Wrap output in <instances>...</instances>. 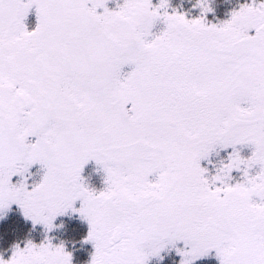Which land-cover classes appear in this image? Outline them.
I'll return each mask as SVG.
<instances>
[{
    "label": "snow or ice",
    "instance_id": "1",
    "mask_svg": "<svg viewBox=\"0 0 264 264\" xmlns=\"http://www.w3.org/2000/svg\"><path fill=\"white\" fill-rule=\"evenodd\" d=\"M107 2L0 0V209L15 204L46 231L78 212L90 264H147L178 241L180 264L210 250L219 264H264V0L208 26L167 0ZM218 148L232 151L208 177L200 162ZM89 161L105 174L99 192L82 183ZM34 164L38 184L10 182ZM0 264L71 254L46 239Z\"/></svg>",
    "mask_w": 264,
    "mask_h": 264
},
{
    "label": "rangeland",
    "instance_id": "2",
    "mask_svg": "<svg viewBox=\"0 0 264 264\" xmlns=\"http://www.w3.org/2000/svg\"><path fill=\"white\" fill-rule=\"evenodd\" d=\"M181 1L182 0H167V4H168L167 11L169 13H171L172 10L174 8H176V4L177 3L179 4ZM190 1H192V0H190ZM193 1H195L197 4V0H193ZM210 1H212V0H206L207 6L210 8L209 13L211 11H213L214 9H220L219 10L220 13L219 14H216V13L212 14V16H211L212 18L209 20V22L208 21L206 22V20L204 19L206 26H208V25H219V24L223 23L224 21L230 19L231 12L234 10H238L239 6L241 4L246 3V2L240 3L239 0H219L220 5L215 6V4L211 5ZM215 1H217V0H215ZM151 2L153 5H155L158 3V0H151ZM121 3H123V0H108L106 7L109 8V10H116L117 5L121 4ZM248 3H252V0H250ZM88 6L90 7L91 5L89 4ZM193 10H194V7L191 6V8L189 10L190 14H187V16H185L186 19H196L202 15L201 14L200 16H195L194 13L192 12ZM219 11H217V12H219ZM97 12L98 13L102 12V9H97ZM176 12L177 13H183L184 15H186L185 9L181 10V12L176 10ZM186 13H187V11H186ZM31 17H32V21L30 22V24H31L32 28H30V30H28V27H27L28 21ZM203 18H204V16H203ZM23 22L25 24V28L27 31H32L35 29L37 20H36L34 7L29 10L28 15L26 16V18ZM163 27H164V25L162 22H157L151 31L153 32V34H158L159 31L163 30ZM253 31L254 30H250V34H253ZM149 39H151V37H149ZM131 70H132V66H130V65L123 66L121 69V75H124L127 72H130ZM29 140L32 141V140H34V138H29ZM236 149L239 151L241 156L244 158H247V156H249L251 153V148L249 146L237 145ZM231 151H232L231 148H228V149H219L218 148L214 152L209 154V157L207 160H201V162H200L201 167L207 168V170H208L207 176L208 177L215 174L216 168L219 167L221 161H226L227 156ZM43 172H44V170L41 168L40 165L34 164V165L29 167L28 172L25 173L23 175V177L13 176L11 178L10 182L15 184V183L23 180L26 187L30 189L32 186H34L35 184H38L40 182V180L42 179V176H43ZM80 175H81L83 185L86 186L89 190L99 192V191L103 190V188L105 187V184H104L105 174H104L102 168L99 165H97L94 161H89L88 164H86L83 167ZM231 176H232V180L229 181V183H235L241 179V173L237 172L235 170L231 173ZM150 179H151V177H150ZM13 206L16 207L17 205L11 204L6 209H0V214H2V215L7 214L9 212L10 208ZM17 207L19 208V206H17ZM79 207H80V202L78 200L73 202V208L74 209H78ZM20 212H21V216L28 223H30L31 227L33 228L30 231V233H29L30 236L26 239L25 244L27 242H31L33 244L39 245L40 243L44 242L46 239L49 242H51L53 245H60V244L64 243L63 239L66 237H64V238L62 237L63 239L61 240V239L56 238V236L59 234L54 233V231L57 229V228L55 229V227L59 226L57 223L63 222V221H65L67 224L59 226L60 232H63L64 228H66L68 226V224H71V223L80 224L81 223L85 226V238L87 237V232H88L87 221L82 219L78 212L72 211L71 209L66 210L63 215H57L53 219V228L50 231H46L44 229L43 225H41V224L33 225L32 221L30 219H26L23 216L21 209H20ZM65 225H66V227H65ZM62 235L65 236V234H62ZM84 242H85V240H84ZM85 243H86L87 247L89 248L90 257L87 260V262L84 264H90L91 254L94 251V249H93L92 244L90 242H85ZM24 245L19 246V247L22 248V247H24ZM63 247H64L65 251L69 252L67 250V248H65V246H63ZM182 247H184L183 242H179V241L176 243L175 246L167 245L165 247V249L160 252L158 257H155V256L149 257L147 260V264H180L181 257L177 254L176 249L182 248ZM13 248L14 247H12L11 251L8 253L7 256H2V257H0V259L8 260L12 254ZM71 264H73L72 255H71ZM193 264H219V261L215 255V250H210L206 256L194 260Z\"/></svg>",
    "mask_w": 264,
    "mask_h": 264
},
{
    "label": "trees",
    "instance_id": "3",
    "mask_svg": "<svg viewBox=\"0 0 264 264\" xmlns=\"http://www.w3.org/2000/svg\"><path fill=\"white\" fill-rule=\"evenodd\" d=\"M250 0H239L240 3L246 2L248 3ZM211 5L219 6L220 1L212 0L210 1ZM259 2V0H257ZM196 5L195 1L190 0H182L179 4H176L175 10H178L181 12V10L185 9V16L187 14H190L189 10L191 6L194 7V10L192 11L195 16H200L201 9ZM188 9V10H187ZM220 9H214L213 11L203 13L204 16L203 19L206 20V22L212 18V14L216 13L219 14ZM187 11V13H186ZM219 11V12H217ZM220 17V16H219ZM29 19V18H28ZM32 21V17L28 21V30H30ZM72 221V220H71ZM59 226L67 224L65 221L57 223ZM59 226L55 227L54 233L59 234L56 236L58 239H63V246L67 248V250L72 255V262L73 264H84L87 262V260L90 257V251L87 247L85 240V226L83 224H76L71 223L68 224V226L64 228L63 232H60ZM33 228L31 227L30 223H28L22 216L20 209L16 206H13L10 208L9 212L7 214H0V257L7 256L8 253L11 251L12 247L14 246H22L25 244L26 239L30 236V231ZM62 234H65L62 235ZM63 237V238H62ZM57 239V240H58ZM65 244V245H64Z\"/></svg>",
    "mask_w": 264,
    "mask_h": 264
},
{
    "label": "clouds",
    "instance_id": "4",
    "mask_svg": "<svg viewBox=\"0 0 264 264\" xmlns=\"http://www.w3.org/2000/svg\"><path fill=\"white\" fill-rule=\"evenodd\" d=\"M46 214V213H45Z\"/></svg>",
    "mask_w": 264,
    "mask_h": 264
}]
</instances>
